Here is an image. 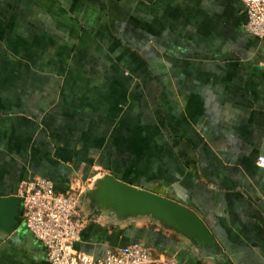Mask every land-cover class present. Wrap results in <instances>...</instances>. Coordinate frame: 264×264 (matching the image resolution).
<instances>
[{
    "label": "crops",
    "instance_id": "0c3cea01",
    "mask_svg": "<svg viewBox=\"0 0 264 264\" xmlns=\"http://www.w3.org/2000/svg\"><path fill=\"white\" fill-rule=\"evenodd\" d=\"M246 20L243 0H0V196L37 176L80 193L110 172L194 208L218 249L82 202L78 250L264 264V35ZM0 264H53L21 198Z\"/></svg>",
    "mask_w": 264,
    "mask_h": 264
},
{
    "label": "built area",
    "instance_id": "2783aa9c",
    "mask_svg": "<svg viewBox=\"0 0 264 264\" xmlns=\"http://www.w3.org/2000/svg\"><path fill=\"white\" fill-rule=\"evenodd\" d=\"M247 10L245 28L264 35V0H243ZM264 166V154L258 155ZM18 194L24 206L26 225L46 247L53 264H181L151 247L133 241L106 249L101 256L78 250L83 220L77 214L79 195L71 189L57 190L53 179L37 176L22 186Z\"/></svg>",
    "mask_w": 264,
    "mask_h": 264
},
{
    "label": "water",
    "instance_id": "95a60500",
    "mask_svg": "<svg viewBox=\"0 0 264 264\" xmlns=\"http://www.w3.org/2000/svg\"><path fill=\"white\" fill-rule=\"evenodd\" d=\"M19 194L0 196V223L14 224ZM84 202L89 211L103 214L113 224L149 218L162 227L180 234L200 256H214L216 237L201 215L191 206L169 196L122 180L105 172L80 192L79 206Z\"/></svg>",
    "mask_w": 264,
    "mask_h": 264
}]
</instances>
